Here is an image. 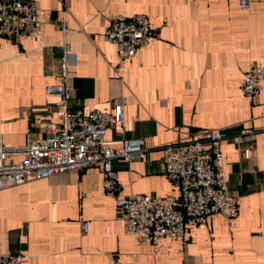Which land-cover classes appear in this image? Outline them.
Returning <instances> with one entry per match:
<instances>
[{
  "label": "crops",
  "instance_id": "crops-1",
  "mask_svg": "<svg viewBox=\"0 0 264 264\" xmlns=\"http://www.w3.org/2000/svg\"><path fill=\"white\" fill-rule=\"evenodd\" d=\"M37 3L38 38L0 39V143L23 147L45 137L67 110L113 112L126 98L125 122L106 140L141 139L147 155L113 162L119 196L180 199L162 148L219 130L229 135L223 163L239 216L214 215L206 227H189L183 240H141L126 233L94 166L0 189V255L23 254L24 264H264V93L249 99L241 90L249 66L264 67V0H250L247 12L238 0ZM136 14L150 18L154 42L119 63L104 31L113 19ZM63 21L73 52L67 106L46 91L59 83ZM249 128L258 133L244 159L233 138Z\"/></svg>",
  "mask_w": 264,
  "mask_h": 264
},
{
  "label": "built area",
  "instance_id": "built-area-1",
  "mask_svg": "<svg viewBox=\"0 0 264 264\" xmlns=\"http://www.w3.org/2000/svg\"><path fill=\"white\" fill-rule=\"evenodd\" d=\"M243 12L249 11L250 0H238ZM64 33L59 63V83L47 85L48 94L67 106L72 99L69 68L73 52L66 35L68 22L61 23ZM42 31L37 0H0V39L18 41L36 39ZM104 39L114 45L118 62L133 58L143 47L154 42L150 18L145 14L113 19L105 29ZM241 90L255 99L264 93V67L251 64L244 74ZM127 99L115 105L113 112L95 110L65 111L60 124L49 125L43 138L30 139L23 147L0 143V189L19 186L31 180L49 179L71 171H85L99 166L103 189L116 198V207L126 233L144 241L183 240L189 227H206L214 215L232 221L239 216L238 201L229 194V181L223 163L222 142L229 137L214 130L200 138L178 142L162 148L164 172L179 188L180 199H165L144 194L121 197V185L113 162L127 163L146 158L141 139L121 142L106 140L107 132L125 122ZM258 131L243 129L234 136L238 152L244 159L252 157ZM17 162L8 163L15 156ZM88 224L84 225V232ZM23 254L0 255V264H24Z\"/></svg>",
  "mask_w": 264,
  "mask_h": 264
}]
</instances>
